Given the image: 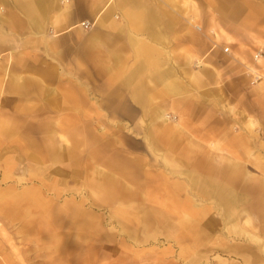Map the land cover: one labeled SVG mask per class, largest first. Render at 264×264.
Masks as SVG:
<instances>
[{"label": "rangeland", "instance_id": "obj_1", "mask_svg": "<svg viewBox=\"0 0 264 264\" xmlns=\"http://www.w3.org/2000/svg\"><path fill=\"white\" fill-rule=\"evenodd\" d=\"M230 1L242 9L235 29L220 16L224 0L180 1L200 42L234 60L227 72L244 66V79L228 76L226 88L219 80L204 91L211 120H227L229 136L194 145L184 126L173 139L181 114L168 111L161 123L153 113L123 111V99L99 95L98 82H76L81 112L51 88L34 98L0 96V201L21 202L27 191L52 200L33 208L23 201L17 218L11 207L0 212V264H264V0ZM45 138L53 150L42 160L30 142ZM124 161L136 174L109 185L104 175Z\"/></svg>", "mask_w": 264, "mask_h": 264}, {"label": "crops", "instance_id": "obj_2", "mask_svg": "<svg viewBox=\"0 0 264 264\" xmlns=\"http://www.w3.org/2000/svg\"><path fill=\"white\" fill-rule=\"evenodd\" d=\"M180 1L0 0V82H6L3 91L0 86V96L13 97L26 91L34 98V90L51 88L81 112L85 94L83 84L76 82H98L99 95L123 99L128 107L123 111L133 108L153 113L161 123L168 122L161 117L168 111L181 114L184 121L176 125L178 130H174L177 134L173 139H182L184 126L189 127L192 135L189 143L194 145H203L212 134L223 138L231 135L227 120L219 116L211 120L207 109L210 102L204 91L219 80L220 85L216 87L221 88L223 82L226 88L228 76L231 80L236 75L244 79V66L239 62L227 72L226 65L234 60L211 40L200 42L199 35H194L190 27V10L180 8ZM229 1L219 4L223 15L219 14L235 29L233 24L238 20L244 23L242 9ZM233 49L238 50L235 45ZM160 65L171 66L177 73L169 68L162 70ZM179 66L186 74L181 79ZM64 81L71 83L66 86ZM213 101L216 104L217 100ZM207 120L214 123L205 126ZM159 129L161 134L169 132L166 125H160ZM91 139L90 136L85 142ZM239 140L241 144H249L242 138ZM232 141L229 137L228 142ZM30 145L42 160L52 156V140H33ZM112 167L113 173L104 175L109 185L119 181L118 175L136 174L135 168L125 161L112 163ZM225 175L229 180L231 175ZM101 191L105 190L98 189L103 194ZM19 199L21 202L0 201V212L11 207L9 214L17 218L16 215L23 213V208L17 209L23 201L28 208L45 207L46 203L49 206L52 201L43 199L35 191L24 192Z\"/></svg>", "mask_w": 264, "mask_h": 264}, {"label": "bare ground", "instance_id": "obj_3", "mask_svg": "<svg viewBox=\"0 0 264 264\" xmlns=\"http://www.w3.org/2000/svg\"><path fill=\"white\" fill-rule=\"evenodd\" d=\"M162 119L167 122L168 120V114L164 113L162 116Z\"/></svg>", "mask_w": 264, "mask_h": 264}, {"label": "built area", "instance_id": "obj_4", "mask_svg": "<svg viewBox=\"0 0 264 264\" xmlns=\"http://www.w3.org/2000/svg\"><path fill=\"white\" fill-rule=\"evenodd\" d=\"M85 26H86V25H85ZM224 51H228V48H224ZM255 57H257V55H256Z\"/></svg>", "mask_w": 264, "mask_h": 264}]
</instances>
